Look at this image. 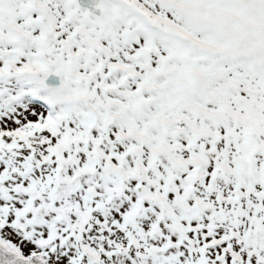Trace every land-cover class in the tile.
Masks as SVG:
<instances>
[{
  "label": "snow or ice",
  "instance_id": "6c2138e0",
  "mask_svg": "<svg viewBox=\"0 0 264 264\" xmlns=\"http://www.w3.org/2000/svg\"><path fill=\"white\" fill-rule=\"evenodd\" d=\"M0 264H264V0H0Z\"/></svg>",
  "mask_w": 264,
  "mask_h": 264
}]
</instances>
